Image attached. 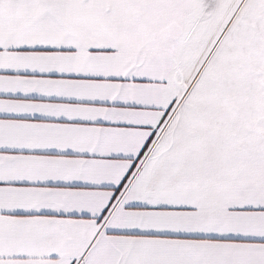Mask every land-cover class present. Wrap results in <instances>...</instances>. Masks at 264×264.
<instances>
[{
	"label": "snow or ice",
	"instance_id": "1",
	"mask_svg": "<svg viewBox=\"0 0 264 264\" xmlns=\"http://www.w3.org/2000/svg\"><path fill=\"white\" fill-rule=\"evenodd\" d=\"M0 264H264V0H0Z\"/></svg>",
	"mask_w": 264,
	"mask_h": 264
}]
</instances>
